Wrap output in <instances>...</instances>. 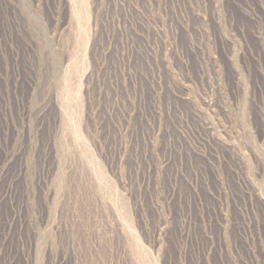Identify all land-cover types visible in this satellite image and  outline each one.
I'll list each match as a JSON object with an SVG mask.
<instances>
[{"label":"rangeland","instance_id":"374dc122","mask_svg":"<svg viewBox=\"0 0 264 264\" xmlns=\"http://www.w3.org/2000/svg\"><path fill=\"white\" fill-rule=\"evenodd\" d=\"M0 264H264V0H0Z\"/></svg>","mask_w":264,"mask_h":264}]
</instances>
